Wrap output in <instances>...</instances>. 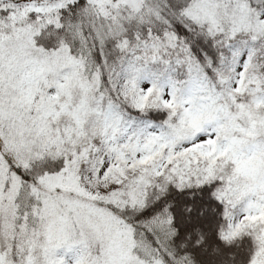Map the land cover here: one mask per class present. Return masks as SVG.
<instances>
[{"label": "snow or ice", "instance_id": "obj_1", "mask_svg": "<svg viewBox=\"0 0 264 264\" xmlns=\"http://www.w3.org/2000/svg\"><path fill=\"white\" fill-rule=\"evenodd\" d=\"M0 264H264V0H0Z\"/></svg>", "mask_w": 264, "mask_h": 264}]
</instances>
